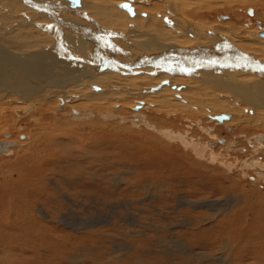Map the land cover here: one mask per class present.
I'll use <instances>...</instances> for the list:
<instances>
[{
    "label": "rangeland",
    "instance_id": "374dc122",
    "mask_svg": "<svg viewBox=\"0 0 264 264\" xmlns=\"http://www.w3.org/2000/svg\"><path fill=\"white\" fill-rule=\"evenodd\" d=\"M251 10L263 19L250 16ZM235 11L243 18L232 20L231 11L222 8L209 14L210 21L228 17L222 21L264 30V6ZM150 107L140 113L188 132L200 154L227 150L218 157L223 163L200 157L185 139H173L175 155L189 154L201 163L199 168L193 171L185 158L187 163L174 175L150 168L148 156L140 163L143 169L137 167L144 154L133 140L160 136L131 125L134 113L129 107L121 115L129 131L120 140L113 134L119 118L109 123L106 138L95 124L84 134L77 128H57L53 147L45 139L34 142L41 127L33 125L34 118L15 124L1 121L0 139L10 134L21 145L0 155V264H264V168L253 161H264V151L256 154L253 141L264 134V126L244 129L238 124L228 131L200 113L159 117ZM84 108L89 109L77 110ZM64 121L72 124L67 117ZM202 126L209 130L208 138ZM201 179L204 186L190 184Z\"/></svg>",
    "mask_w": 264,
    "mask_h": 264
},
{
    "label": "bare ground",
    "instance_id": "6f19581e",
    "mask_svg": "<svg viewBox=\"0 0 264 264\" xmlns=\"http://www.w3.org/2000/svg\"><path fill=\"white\" fill-rule=\"evenodd\" d=\"M142 1L147 9L139 5L140 0H0V123L3 119L14 123L34 118L33 125L41 124L34 142L45 139L53 147L57 128L60 132L77 128L84 134L95 124V129H102L100 137L106 138L111 133L105 131L109 123L119 118L120 124L114 127L118 132L113 134L120 140L129 131L121 117L129 107L134 113L131 125L160 136L133 138L145 155L137 160V167L143 169L140 163L148 156L150 168L167 169L174 175L187 163L185 158L191 160L188 165L193 171L201 163L189 154L176 156L173 139H185L193 150L197 145L188 132L180 133L181 129L169 126L166 120L154 123L140 113L142 109L153 106L159 117L174 113L192 118L191 112L200 113L228 131L238 124L244 129H263L264 30L260 25L257 30L250 23L243 28L222 21L228 17H215L211 22L209 14L223 8L231 11L232 20H240L243 17L236 8L263 7L264 0ZM250 12L257 20L263 19L258 11ZM175 67L197 72L179 74L173 71ZM82 106L93 111L77 110ZM219 115L226 118L219 120ZM66 117L72 124L64 121ZM201 129L208 138L209 130ZM4 135L6 139L0 141L13 144L3 154H10L21 142ZM253 141L256 145H250L256 154L259 149L264 151V134ZM225 151L211 150L209 156L195 153L222 164L218 157ZM253 161L264 168V161ZM227 165L231 168L234 164ZM201 181L190 184L204 186Z\"/></svg>",
    "mask_w": 264,
    "mask_h": 264
},
{
    "label": "water",
    "instance_id": "95a60500",
    "mask_svg": "<svg viewBox=\"0 0 264 264\" xmlns=\"http://www.w3.org/2000/svg\"><path fill=\"white\" fill-rule=\"evenodd\" d=\"M74 1L79 2V0H74ZM121 5H122V6H125L124 3H122ZM126 6H127V5H126ZM171 61H173V62H172L173 64L178 63L177 60H171ZM173 71H174V72H177V73H179V74H182V73H189L190 75L196 74V72H197V70L195 71L194 69H191V68L185 70V69H183L182 67H180V68H176V67H175V68H173ZM198 71H199V70H198ZM198 74H199V73H198ZM216 118L219 119V120H222V119L226 118V116H225V115H219V116H217ZM12 144H13V143L10 142V141H0V155L3 154V153H6V152L8 151V149H9V147H10Z\"/></svg>",
    "mask_w": 264,
    "mask_h": 264
}]
</instances>
